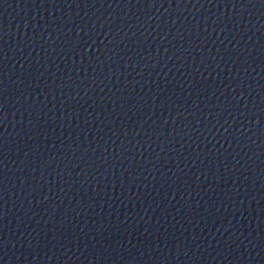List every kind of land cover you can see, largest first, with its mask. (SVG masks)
Masks as SVG:
<instances>
[{"label":"water","instance_id":"water-1","mask_svg":"<svg viewBox=\"0 0 264 264\" xmlns=\"http://www.w3.org/2000/svg\"><path fill=\"white\" fill-rule=\"evenodd\" d=\"M133 88L264 207L261 0H0Z\"/></svg>","mask_w":264,"mask_h":264},{"label":"snow or ice","instance_id":"snow-or-ice-1","mask_svg":"<svg viewBox=\"0 0 264 264\" xmlns=\"http://www.w3.org/2000/svg\"><path fill=\"white\" fill-rule=\"evenodd\" d=\"M261 2L262 3H264V0H261ZM3 81L2 80H0V96H2V94H3ZM2 104H0V110H2ZM3 189L2 188H0V191H2Z\"/></svg>","mask_w":264,"mask_h":264}]
</instances>
